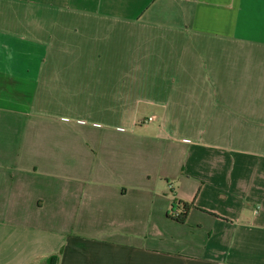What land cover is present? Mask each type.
I'll list each match as a JSON object with an SVG mask.
<instances>
[{
	"label": "crops",
	"instance_id": "crops-1",
	"mask_svg": "<svg viewBox=\"0 0 264 264\" xmlns=\"http://www.w3.org/2000/svg\"><path fill=\"white\" fill-rule=\"evenodd\" d=\"M0 264H264V0H0Z\"/></svg>",
	"mask_w": 264,
	"mask_h": 264
},
{
	"label": "trees",
	"instance_id": "trees-1",
	"mask_svg": "<svg viewBox=\"0 0 264 264\" xmlns=\"http://www.w3.org/2000/svg\"><path fill=\"white\" fill-rule=\"evenodd\" d=\"M191 208L192 205L179 201H174L171 210L168 213V218L177 222L180 225H185L188 212Z\"/></svg>",
	"mask_w": 264,
	"mask_h": 264
},
{
	"label": "rangeland",
	"instance_id": "rangeland-1",
	"mask_svg": "<svg viewBox=\"0 0 264 264\" xmlns=\"http://www.w3.org/2000/svg\"><path fill=\"white\" fill-rule=\"evenodd\" d=\"M151 112H153V113H155V111H151ZM151 115L152 113H149V111H144V115L147 117L148 115ZM149 131H151V132H157V129H158V124L157 123H153V124H150L149 126ZM165 184H163V186H164ZM167 191V193L169 194V195H171V194H173V192L172 191H170L169 189L168 190H166Z\"/></svg>",
	"mask_w": 264,
	"mask_h": 264
},
{
	"label": "built area",
	"instance_id": "built-area-1",
	"mask_svg": "<svg viewBox=\"0 0 264 264\" xmlns=\"http://www.w3.org/2000/svg\"><path fill=\"white\" fill-rule=\"evenodd\" d=\"M153 120H154L153 117H151V118L148 119L149 122H152Z\"/></svg>",
	"mask_w": 264,
	"mask_h": 264
}]
</instances>
